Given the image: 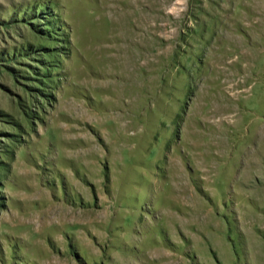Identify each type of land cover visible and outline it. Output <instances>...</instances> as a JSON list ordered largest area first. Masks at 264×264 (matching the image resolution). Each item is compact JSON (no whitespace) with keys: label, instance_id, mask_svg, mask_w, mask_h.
<instances>
[{"label":"rangeland","instance_id":"obj_1","mask_svg":"<svg viewBox=\"0 0 264 264\" xmlns=\"http://www.w3.org/2000/svg\"><path fill=\"white\" fill-rule=\"evenodd\" d=\"M0 264H264V0H0Z\"/></svg>","mask_w":264,"mask_h":264}]
</instances>
